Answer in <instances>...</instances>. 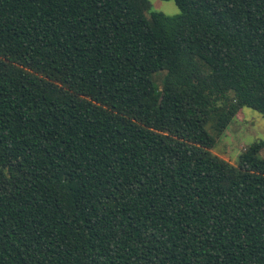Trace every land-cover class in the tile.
<instances>
[{"label": "trees", "instance_id": "16d2710c", "mask_svg": "<svg viewBox=\"0 0 264 264\" xmlns=\"http://www.w3.org/2000/svg\"><path fill=\"white\" fill-rule=\"evenodd\" d=\"M172 1L0 0V264H264V0Z\"/></svg>", "mask_w": 264, "mask_h": 264}, {"label": "rangeland", "instance_id": "374dc122", "mask_svg": "<svg viewBox=\"0 0 264 264\" xmlns=\"http://www.w3.org/2000/svg\"><path fill=\"white\" fill-rule=\"evenodd\" d=\"M148 1L152 12L169 17L179 14V9L172 0ZM207 129L210 131L209 127ZM261 140H264V115L249 108H243L237 118L232 120L228 128L217 137L212 152L233 163L245 148ZM261 155L264 156V151Z\"/></svg>", "mask_w": 264, "mask_h": 264}]
</instances>
